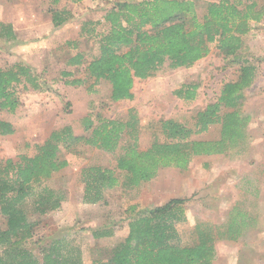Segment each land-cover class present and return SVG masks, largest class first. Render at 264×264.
Wrapping results in <instances>:
<instances>
[{"label": "trees", "instance_id": "obj_1", "mask_svg": "<svg viewBox=\"0 0 264 264\" xmlns=\"http://www.w3.org/2000/svg\"><path fill=\"white\" fill-rule=\"evenodd\" d=\"M83 0H70L77 4ZM60 0H51L53 5ZM205 12L197 15L194 0H117L103 11L102 24L106 29L98 33L100 23L85 21L80 36L95 39L98 55L86 60L78 50L77 40L65 45L75 51L64 62L73 68L83 67V78H75L73 71H62L65 85L82 86L85 92L96 95L99 86L109 87L108 100L118 103L133 98L135 80H145L165 62L170 69L189 68L209 54V45L216 44L217 51L231 57L239 64L243 54L244 36L252 23L264 19V0H214L204 3ZM69 21L63 9L51 12L54 29ZM0 39L17 43L11 24L0 22ZM243 57V56H242ZM235 81L227 82L219 90L217 99L195 116L194 129L172 119L160 122L164 140L155 141L146 150H139L136 137L131 145L122 140L137 129L134 113L129 120L109 119L101 111L90 112L81 119L83 135H76L70 126L50 133L47 140L36 146L33 156H19L17 161L6 159L0 164V264H86L81 250L65 236H54L41 249L38 257L27 247L33 238L37 221L34 215H45L58 210L65 197L45 189V196L31 201L33 185L48 180L68 166L61 160V149L72 151L85 145L104 153L118 156L114 168L87 166L81 170L83 184L82 203L98 205L105 201V192L117 187H138L153 180L164 168L185 170L193 156L224 153L245 137L248 117L241 116L243 91L251 87L257 67L244 59L238 67ZM35 69L16 62L0 67V111L14 114L20 106L16 87L27 91H43ZM195 86H184L176 91L183 100L195 98ZM89 107H93L92 102ZM220 126L217 142L191 140L192 134L205 132L210 125ZM15 129L8 120L0 119V136L13 135ZM183 199H171L160 207L136 210L129 207L128 232L123 241L115 245L109 255L94 257L90 264H212L215 250L211 235L198 236L192 246L180 244L176 230L178 214L182 212ZM31 205L32 211H27ZM237 225L228 228L231 238L239 231ZM94 240L112 236L108 229L92 231Z\"/></svg>", "mask_w": 264, "mask_h": 264}, {"label": "rangeland", "instance_id": "obj_2", "mask_svg": "<svg viewBox=\"0 0 264 264\" xmlns=\"http://www.w3.org/2000/svg\"><path fill=\"white\" fill-rule=\"evenodd\" d=\"M115 1L83 0L73 4L70 0H60L59 4L53 5L51 0H0V22H12L19 32L17 43L0 39L2 68L16 62L25 63L19 52L31 54L38 49L30 50L43 43V30L48 32L53 27L52 11L63 9L69 16V21L53 29L57 33H52L45 42L52 47L54 42L58 43L54 55L59 63L46 75L38 74V68H34L43 91H24L22 85H17L20 101L17 112L11 115L0 111V119L10 121L15 129L13 135L0 136V164L6 159L17 161L21 155L33 156L36 146L47 140L51 132L63 127L70 126L76 135H83L81 119L93 111H101L109 119L124 121L129 120V112L134 113L137 129L126 135L121 144L131 145L135 136L138 149L146 150L153 142L164 140L160 129L162 120L172 119L194 129L197 112L217 99L223 84L236 80L238 67L244 59L255 64L258 78L245 91L239 108L240 115L248 117L245 132L249 141L232 149L228 156L214 158L212 166L206 169L198 165L190 172L164 168L153 180L138 187L106 191L105 201L98 205L82 203L81 170L87 166L114 168L118 153L111 155L85 145H78L72 151L61 149L59 157L68 161V166L50 179L33 185L34 196L30 200L41 194L45 196V189L62 193L65 199L58 210L32 216L37 226L26 246L40 257L42 247L50 238L65 236L81 250L83 261L90 264L98 254L109 255L110 250L124 240L128 232L129 207L135 206L139 211L163 206L171 199H183L182 212L176 221L181 245L192 246L199 235H211L215 250L212 264H264V19L252 23L244 36L246 50L239 64L231 63V57H224L217 51L216 44H210L209 54L189 68L173 70L169 68V62H165L151 77L137 80L135 96L130 102L111 103L107 84L98 85L100 90L96 95L87 94L82 86L74 87L69 93L66 91L69 85H65L64 80H71L73 76L83 78L84 73L83 67L72 68V77H61V72L66 69L63 63L75 53L65 43L77 40L78 50L84 52L86 60L97 56V42L90 37H81L80 28L83 22L92 21L100 23L95 26L96 32H103L106 29L102 24L103 11ZM194 1L201 18L205 12L204 3L214 0ZM38 62L39 58L34 63ZM182 85L196 87L193 100L176 96ZM90 102L93 104L91 109ZM28 128L40 138H28ZM218 133L219 126L216 125L211 136ZM193 135L195 139L206 137L204 134ZM27 211H32L31 205L27 206ZM232 224L240 227L235 238H231L228 231ZM3 228L4 222L0 218V229ZM105 229L112 232L111 237L92 238V231Z\"/></svg>", "mask_w": 264, "mask_h": 264}, {"label": "crops", "instance_id": "obj_3", "mask_svg": "<svg viewBox=\"0 0 264 264\" xmlns=\"http://www.w3.org/2000/svg\"><path fill=\"white\" fill-rule=\"evenodd\" d=\"M6 23V22H5ZM8 24H11L12 25V27H13V30H14V32L16 33V36H17V40H18V35H19V32H18V30H17V28L14 26V24H12V22H8ZM53 26V25H52ZM47 28V27H46ZM54 29V27H52L48 32H46V29L45 30H43V34L44 35H42V37H43V43L41 42V43H39L38 45H35V47H33V48H31L30 50L32 51L34 48H38L36 51H33V52H31V54H29V53H25V52H19V56L21 57V60L23 61V62H25V64H27V65H29V66H33V68H35V67H37L38 68V70H37V73L38 74H41V73H43L44 75H46L48 72H51V68L52 67H54L57 63H59L58 62V60L56 59V57H55V49L57 48V46H59L58 45V43H56V42H54L53 43V47L52 46H49V45H46V40H48L50 37H51V35H52V33L53 34H56L57 33V31H52ZM41 33H42V31H41ZM48 38V39H47ZM52 48H54V49H52ZM29 49H27V52H29L30 51ZM36 54V55H35ZM33 56H34V58H33ZM39 58V62H38V64H39V66H38V64H36V63H34L35 62V60L37 61V59ZM63 65L65 66V71H70L71 72V70L70 69H72L73 67L72 66H66L65 65V63H63ZM46 67V68H45ZM47 67H49L50 69H49V71L47 70ZM46 71V72H45ZM257 77V76H256ZM45 78H47V77H45ZM256 79H258V78H255V80H254V82H253V84L251 85V87L256 83ZM137 80H135V82H136ZM138 81H141V80H138ZM135 82H134V86H133V89H132V94H133V98L131 99V100H133L134 99V87H135ZM183 86H185V85H182V87ZM68 87L69 86H66V91L67 90H69V93H71L72 92V90L74 89V87H72L71 86V88L70 89H68ZM251 87H249V88H246L244 91H243V95L245 96V91H247L248 89H250ZM76 88V87H75ZM131 100H124V101H121V103H125V102H130ZM214 102V101H213ZM212 102V103H213ZM210 104V103H209ZM207 106V105H206ZM205 106V107H206ZM21 108V107H20ZM20 110V109H19ZM202 110H204V109H202ZM202 110H199V111H202ZM17 112V111H16ZM166 120V119H165ZM216 125L217 124H214V125H210L209 127H208V129L205 131V132H203V133H201V134H204L206 137H204V138H193V137H196V136H194L193 134L191 135V137H190V139L191 140H195V141H206V142H217V141H219L220 140V126H219V133L217 134V136H216V134H214V135H212L211 136V134L214 132V129H215V127H216ZM188 128V127H187ZM26 134H27V136H28V138H31V139H39L40 138V136L39 135H37V134H35V131L33 130V129H31V128H28L27 129V131H26ZM201 134H198V136L199 135H201ZM197 136V137H198ZM247 140H248V138L246 137V132H245V137H244V139H242L240 142H238V144L237 145H235V146H232V147H230V148H228L224 153H221V154H213V155H201V156H193L192 157V159H191V162L189 163V165H188V167L185 169V170H188L189 172L190 171H193L195 168H197V165H198V167H201L202 169H206V167H209V165L210 166H212L211 165V162H213L214 161V158H218V156L219 155H224V156H228V155H230V152L232 151V149H237V148H239V146H241L240 144L242 143V142H244V141H246L247 142ZM249 141V140H248ZM152 145V144H151ZM150 145V146H151ZM240 151V150H239ZM241 152V151H240ZM240 152H238V153H240ZM197 162H199V164H196ZM68 164H69V162H68ZM176 169V168H175ZM178 170H180V169H178ZM181 171V170H180Z\"/></svg>", "mask_w": 264, "mask_h": 264}]
</instances>
